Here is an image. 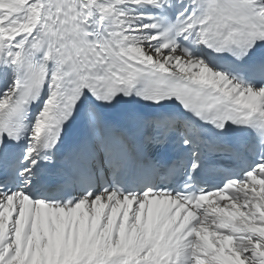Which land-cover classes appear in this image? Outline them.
<instances>
[{"label": "bare ground", "instance_id": "1", "mask_svg": "<svg viewBox=\"0 0 264 264\" xmlns=\"http://www.w3.org/2000/svg\"><path fill=\"white\" fill-rule=\"evenodd\" d=\"M158 0H93L96 11L107 15L105 32L114 39L122 35L124 46L115 44L136 62L158 65L172 74L202 79L234 95L237 101L264 110V94L243 89L217 71L204 59L181 56L173 42H167L164 32L150 23L149 9ZM120 4V5H119ZM264 8V0H261ZM0 14L5 23L4 34L8 36V52L23 54L29 41L39 27L41 12L50 14L49 0H0ZM22 8L25 11L22 13ZM59 58H52L50 87L38 118L44 122L47 110L57 94L55 80L58 77ZM10 69V67H7ZM9 99L5 93L0 99L3 105ZM96 124V118L92 116ZM30 161V154L27 153ZM264 173V170L263 172ZM251 200H228L214 207L210 223L199 226L193 237L184 239L183 264H264V191L249 190ZM13 198V197H11ZM136 199L123 197L118 204L111 195L98 194L91 200L83 199L69 208L36 206L26 201L24 210L15 203L11 208L0 200V264H54L68 259L77 251L73 243L84 241V250L105 249L111 242L115 250L137 254L144 246V209L137 207ZM7 218L10 224L6 223ZM113 227H115L114 230ZM84 233V234H83ZM48 236L51 242L47 241ZM65 240L63 258L49 257V247H57Z\"/></svg>", "mask_w": 264, "mask_h": 264}]
</instances>
